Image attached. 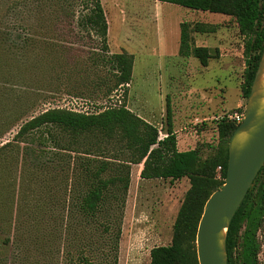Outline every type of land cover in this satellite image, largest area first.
I'll return each instance as SVG.
<instances>
[{
	"label": "rangeland",
	"instance_id": "1",
	"mask_svg": "<svg viewBox=\"0 0 264 264\" xmlns=\"http://www.w3.org/2000/svg\"><path fill=\"white\" fill-rule=\"evenodd\" d=\"M102 4L109 23L108 53L101 39L79 24L78 17L50 22L44 30L37 27V21H30L37 28L25 48L14 47L0 31V239L11 234L19 217L30 214L39 217L40 235L51 232L56 215L74 209L73 202L86 188L87 160L95 157L83 153L94 147L93 138L74 140L59 130L56 147L76 151L56 150L42 138V131L32 133L27 141H15L21 126L34 117L51 109L92 114L126 105L155 125L164 138L169 99L179 131L178 149L199 146L207 158L219 144L218 122L213 117L246 109L248 99L242 93L246 40L234 17L153 0H102ZM182 23L190 25L196 46L219 50V57L213 52L208 67L195 57L179 55ZM199 24L211 32L196 33ZM5 26L0 21V28ZM122 52L134 54L133 76L129 85L115 87L116 74L108 59ZM8 143L12 148L3 149ZM107 157L112 155L98 159L115 160ZM140 169L131 166L119 264H150L153 248L172 243L191 189L190 178L145 180ZM260 180L264 181V172ZM33 231L26 226L25 254L42 262L37 249L49 242ZM257 240L261 245L258 264H264V224ZM5 253L0 249L1 258Z\"/></svg>",
	"mask_w": 264,
	"mask_h": 264
},
{
	"label": "trees",
	"instance_id": "2",
	"mask_svg": "<svg viewBox=\"0 0 264 264\" xmlns=\"http://www.w3.org/2000/svg\"><path fill=\"white\" fill-rule=\"evenodd\" d=\"M153 1L236 19L239 32L246 40L244 54L247 68L242 93L248 99L264 53V0ZM78 8L82 9L78 11ZM76 17L80 25L89 28L90 32L101 39L103 50L108 53L109 23L102 0H0V21L6 23L0 31L17 48L29 45L31 31L37 27L44 30L50 22ZM30 21H37L40 25L32 27ZM192 31L188 23L181 24L179 55L184 58L195 57L202 66L208 67L210 59L214 58L213 52L219 57V50L196 46ZM194 31L211 32L201 24ZM108 61L116 74L115 87L129 85L135 57L122 52L112 54ZM237 127L232 122L218 123V147L211 156L203 158L202 147L197 146L188 151L178 149L169 99L164 138H160V130L155 125L136 115L126 105L92 114L51 109L27 121L21 126L15 141H27L32 133L42 131V138L51 142L56 150L76 151L73 147H56V130H59L74 140L93 138L94 147H89L83 153L95 157L87 160V175L84 179L86 188L73 202L74 209L67 214L56 215V226L51 232L46 231L42 235L41 230L36 229L41 224L39 217L31 214L26 218L19 217L11 234L0 239V249L6 250L4 258L0 257V264H119L132 165L142 167L140 177L145 180L169 179L175 182L190 178L191 189L186 194L176 221L172 243L153 248L150 264H199L196 246L199 224L208 199L226 180L229 143ZM10 144L2 148H12L8 147ZM31 151L36 156V150ZM108 153L112 157L107 158L114 157L120 162L98 159L100 156H108ZM39 156L42 158L41 154ZM219 168L221 170L218 171L217 179L216 171ZM110 172L114 176L107 177ZM263 172L264 167L229 228L228 264H258L261 245L257 233L264 224V181L260 180ZM26 226H32L35 230L33 234L36 232L38 238L44 236L46 242H49L47 247L37 249L44 257L42 262L25 254L23 235ZM39 258L42 259L41 255Z\"/></svg>",
	"mask_w": 264,
	"mask_h": 264
},
{
	"label": "water",
	"instance_id": "3",
	"mask_svg": "<svg viewBox=\"0 0 264 264\" xmlns=\"http://www.w3.org/2000/svg\"><path fill=\"white\" fill-rule=\"evenodd\" d=\"M264 53L244 121L229 143L227 177L208 199L197 232L199 264H228L227 234L231 223L264 167Z\"/></svg>",
	"mask_w": 264,
	"mask_h": 264
},
{
	"label": "built area",
	"instance_id": "4",
	"mask_svg": "<svg viewBox=\"0 0 264 264\" xmlns=\"http://www.w3.org/2000/svg\"><path fill=\"white\" fill-rule=\"evenodd\" d=\"M245 117V111H231V112H223L222 114H219L218 116H215L213 118L214 121L221 123V122H232L236 125H240L244 121ZM221 168H219V171Z\"/></svg>",
	"mask_w": 264,
	"mask_h": 264
},
{
	"label": "crops",
	"instance_id": "5",
	"mask_svg": "<svg viewBox=\"0 0 264 264\" xmlns=\"http://www.w3.org/2000/svg\"><path fill=\"white\" fill-rule=\"evenodd\" d=\"M197 46H199V45H197ZM203 47H207V46H203ZM179 48H180V43H179ZM178 53H179V51H178ZM131 55H134V54H131ZM137 115V114H136ZM139 117H141L142 119H144V120H146L147 122H149L145 117H143L141 114H139L138 115ZM215 117V116H214ZM213 117V118H214ZM188 121H190V122H192L193 120L192 119H187ZM192 120V121H191ZM197 120H199V119H197ZM173 122H174V130H175V125H176V119H174L173 118ZM150 123V122H149ZM175 132H176V134L177 133H179V131H176L175 130ZM166 136V135H165ZM178 140H179V138H178ZM178 147H179V142H178ZM181 151V150H180ZM141 167V166H140ZM142 168V167H141ZM140 171H141V169H140Z\"/></svg>",
	"mask_w": 264,
	"mask_h": 264
},
{
	"label": "bare ground",
	"instance_id": "6",
	"mask_svg": "<svg viewBox=\"0 0 264 264\" xmlns=\"http://www.w3.org/2000/svg\"><path fill=\"white\" fill-rule=\"evenodd\" d=\"M263 80H264V77H263ZM121 262V261H120Z\"/></svg>",
	"mask_w": 264,
	"mask_h": 264
},
{
	"label": "flooded vegetation",
	"instance_id": "7",
	"mask_svg": "<svg viewBox=\"0 0 264 264\" xmlns=\"http://www.w3.org/2000/svg\"><path fill=\"white\" fill-rule=\"evenodd\" d=\"M254 186V185H253Z\"/></svg>",
	"mask_w": 264,
	"mask_h": 264
}]
</instances>
